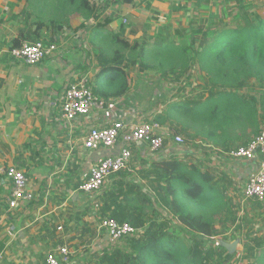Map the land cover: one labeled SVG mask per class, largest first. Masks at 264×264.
Here are the masks:
<instances>
[{"label":"rangeland","instance_id":"obj_1","mask_svg":"<svg viewBox=\"0 0 264 264\" xmlns=\"http://www.w3.org/2000/svg\"><path fill=\"white\" fill-rule=\"evenodd\" d=\"M123 1L108 0L109 15L91 31L89 20H84L68 0H0V113L4 109L0 120V126L4 127L0 129V168L15 166L25 171L35 194L34 200L22 204L20 211L6 214L16 221L10 231L17 236L14 255L19 261L33 257L32 264H45L48 253L67 243L73 264H94L105 254L111 256L125 251L126 237L136 235L128 226L131 232L118 241H111L107 230L102 228V223L111 219L108 208L117 175L97 193L79 192L88 176L91 160L90 153L82 150L79 143L88 129L85 126L70 129L60 119L61 92L84 75L95 82L100 61L110 62L113 51L119 49L111 41V34L116 33L132 45L137 43L139 49L144 44L153 47L161 40L185 45L193 61L188 72L164 77L154 69H144L137 53H122L118 64L125 69L129 91L124 97L105 102L106 109L100 117L108 113L105 119L108 122L124 115L147 122L166 118L164 125L185 140L181 147L172 140L167 141L162 153L151 158L134 153L132 162L124 170L126 189L137 186V194L149 202L146 209L149 219L173 227L176 218L148 188L147 176L153 174L151 161L178 160L210 170L222 180L231 210L217 218L218 235L204 239L207 248L222 247L235 256L233 264H263L260 260L264 258V200L243 196L250 175L258 172V160L232 155L258 135L252 129H239L227 147L216 148L168 114L172 104L203 103L212 93L196 56L209 40L213 0L159 4L134 0L129 6ZM244 1L252 6L263 0ZM108 19L112 20L109 24ZM40 24L43 27L36 36ZM133 27L139 30L135 37L130 36ZM97 31L103 32L104 37L92 42ZM21 34L26 37L22 42L55 43L60 51L58 59L39 68L16 66L8 50ZM110 45L113 50L103 57ZM238 93L256 103L264 101V87L254 80L247 81ZM12 105L15 110L9 109ZM60 226L63 231L58 230ZM181 238L188 241L191 235L182 231ZM243 255L246 260L242 262Z\"/></svg>","mask_w":264,"mask_h":264},{"label":"trees","instance_id":"obj_2","mask_svg":"<svg viewBox=\"0 0 264 264\" xmlns=\"http://www.w3.org/2000/svg\"><path fill=\"white\" fill-rule=\"evenodd\" d=\"M133 1L124 0L123 4L129 6ZM68 2L84 20L92 17L93 9L85 0ZM213 7L209 40L196 56L212 93L205 102L193 106L172 104L168 114L217 148L227 147L239 129H252L255 135H264V101L256 103L238 93L249 80L264 87V0L252 6L244 0H213ZM111 21L108 19L107 24ZM42 27V24L37 27L36 36ZM138 33L136 27L130 30V36ZM99 37H104L103 32L97 31L92 42ZM23 39H26L23 34L15 38L10 50L21 46ZM111 41L119 49L113 51L110 62L100 61L94 82L95 95L106 103L124 97L129 91L125 69L118 64L124 51L137 53L144 69H154L164 77L188 72L193 66L192 55L185 45L161 40L153 47L144 44L139 49L137 43L132 45L116 33L111 34ZM113 46L105 49L103 57ZM165 119L155 121L165 124ZM150 168L153 174L147 176L148 188L176 218V225L150 220L146 211L149 202L137 194V186L126 189L127 174L122 171L114 181L109 218L128 225L136 235L126 237L125 251L105 254L94 264H233L236 261L233 254L222 247L207 248L204 242L205 238L218 235L217 218L231 210L222 180L210 170L178 160H152ZM182 231L191 235L188 241L181 238ZM243 256L242 262L246 260ZM260 261L264 264V258Z\"/></svg>","mask_w":264,"mask_h":264},{"label":"built area","instance_id":"obj_3","mask_svg":"<svg viewBox=\"0 0 264 264\" xmlns=\"http://www.w3.org/2000/svg\"><path fill=\"white\" fill-rule=\"evenodd\" d=\"M93 9L88 27L92 31L101 19L108 14V0H85ZM59 47L44 40L23 42L21 46L9 51L10 57L24 68L41 66L44 63H54L58 59ZM60 103V119L70 129L77 122L83 123L89 116H98L105 112V102L94 93V81L89 75L75 79L63 90ZM108 115V113H107ZM109 123V124H108ZM104 126L90 127L80 140L82 150L94 155L89 162L87 178L79 187L82 194L99 192L114 176L124 171L130 165L134 153L139 157L151 158L162 153L166 142L172 140L176 146L184 145V138L166 125L157 121L147 122L133 117L121 116L112 118ZM85 125V123H84ZM87 129V128H86ZM116 149V151H112ZM106 151V154L102 153ZM235 158L244 160H258V172L249 178L243 189L245 199L264 200V135L255 137L246 146L238 148L232 153ZM9 184V194L5 203L12 210L20 209L22 204L34 200L35 194L25 171L15 166L0 170ZM102 228L107 230L111 241L122 239L132 230L128 225L121 226L112 219L105 220ZM63 231V227L58 228ZM70 245L63 243L55 251L47 254L45 264H73ZM3 256L0 255V264Z\"/></svg>","mask_w":264,"mask_h":264},{"label":"crops","instance_id":"obj_4","mask_svg":"<svg viewBox=\"0 0 264 264\" xmlns=\"http://www.w3.org/2000/svg\"><path fill=\"white\" fill-rule=\"evenodd\" d=\"M150 1H152L153 4H159L162 1L170 2V1H180V0H150ZM188 1H190V0H188ZM15 38H17V37H15ZM9 51H10V49L8 50V53H9ZM11 60L14 62V64L16 66L19 65L12 58H11ZM46 64L47 63H44L41 66H37V67L39 68V67H42ZM62 93H63V91L61 92V95H62ZM61 95L59 97V100L61 98ZM56 105L57 104H55V106ZM191 105H195V104H191ZM9 109L15 110L16 107H14V105H12V108H9ZM3 110L0 113V120H2L1 116L3 114ZM106 117H108L107 114H106V116H103V117H100V114L98 116L91 115L87 119V124L84 125V123L86 121H84L83 123L77 122L74 124V128L77 126H79V128L80 127L82 128L85 126V128L88 129L90 127L104 126L108 123V120H105V119H107ZM90 122H92V124H89ZM110 122H111V119H110ZM0 129L3 130L4 127L0 126ZM211 145H212V143H211ZM112 151H116V149H113ZM102 154L105 155L106 152H103ZM90 155H91L90 156L91 160H93L95 158L94 155H92V153ZM89 162L90 161H88V164H89ZM0 170H1V168H0ZM252 175H250V177ZM31 190L33 191L32 187H31ZM33 193H34V191H33ZM8 194H9V184H7V182L5 181L3 176H0V255L3 256V263L2 264H32L31 261L33 260V257L28 259V260H25V261H19L17 256L14 255V243H15V240L17 239V236L12 235L10 231L12 228L15 227L16 221L10 217L9 218L6 217V214L10 213L11 211H14V210L10 209L8 207V205L4 202L5 198L8 196ZM15 210L20 211L21 208L15 209ZM6 257H8V258H6Z\"/></svg>","mask_w":264,"mask_h":264}]
</instances>
